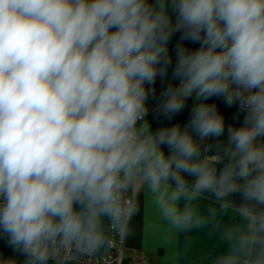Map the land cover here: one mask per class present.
<instances>
[{"label": "clouds", "instance_id": "obj_1", "mask_svg": "<svg viewBox=\"0 0 264 264\" xmlns=\"http://www.w3.org/2000/svg\"><path fill=\"white\" fill-rule=\"evenodd\" d=\"M221 137L217 169L201 145ZM137 183L176 230L203 192L264 205V0H0V239L23 264L92 250Z\"/></svg>", "mask_w": 264, "mask_h": 264}, {"label": "crops", "instance_id": "obj_2", "mask_svg": "<svg viewBox=\"0 0 264 264\" xmlns=\"http://www.w3.org/2000/svg\"><path fill=\"white\" fill-rule=\"evenodd\" d=\"M167 81H157V93ZM229 123L234 120L235 109L216 101ZM153 104L154 102L150 101ZM191 100L188 107H191ZM188 109L175 120L149 116L152 127L157 128L176 121L185 122ZM202 155L219 169L226 162V138L208 139L202 142ZM167 150V149H166ZM191 179V178H189ZM135 211L128 218L126 246L122 259L146 264H221L224 257H231V264H264V230L253 222V217L264 214V205L247 201L240 192L218 198L213 192H203L191 204L197 209L203 222L189 228L176 230L162 219L154 203V196L146 185H133ZM186 199L179 206L184 208ZM98 231L101 242L91 251L97 256L107 254L110 218L102 216Z\"/></svg>", "mask_w": 264, "mask_h": 264}, {"label": "built area", "instance_id": "obj_3", "mask_svg": "<svg viewBox=\"0 0 264 264\" xmlns=\"http://www.w3.org/2000/svg\"><path fill=\"white\" fill-rule=\"evenodd\" d=\"M234 109V108H230ZM125 197L134 202L133 185L130 186ZM128 218L121 222H109V244L104 257L97 256L91 250L84 248L58 247L48 260L57 264H146L126 261L122 259V252L126 246Z\"/></svg>", "mask_w": 264, "mask_h": 264}, {"label": "trees", "instance_id": "obj_4", "mask_svg": "<svg viewBox=\"0 0 264 264\" xmlns=\"http://www.w3.org/2000/svg\"><path fill=\"white\" fill-rule=\"evenodd\" d=\"M223 156H224L223 161L226 162L224 153ZM0 255H3L4 257H8V256L16 257L18 264H23V261L25 260V257L23 255L14 252L12 248L8 247L6 237L0 239ZM47 264H57V263L48 261Z\"/></svg>", "mask_w": 264, "mask_h": 264}]
</instances>
